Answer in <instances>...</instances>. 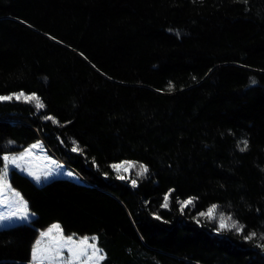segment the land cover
I'll use <instances>...</instances> for the list:
<instances>
[{"label":"trees","instance_id":"trees-1","mask_svg":"<svg viewBox=\"0 0 264 264\" xmlns=\"http://www.w3.org/2000/svg\"><path fill=\"white\" fill-rule=\"evenodd\" d=\"M19 92L44 107L0 101V170L41 140L79 179L11 170L35 216L0 228V264L54 223L100 264H264V0H0V96Z\"/></svg>","mask_w":264,"mask_h":264},{"label":"snow or ice","instance_id":"snow-or-ice-1","mask_svg":"<svg viewBox=\"0 0 264 264\" xmlns=\"http://www.w3.org/2000/svg\"><path fill=\"white\" fill-rule=\"evenodd\" d=\"M254 83V81H253ZM20 100L23 99L27 102H35L37 109L43 108L44 104L41 102L40 98L35 94L32 93L30 95L25 94L24 92L14 93L7 96H0V101H7V100ZM45 119H53L51 116L45 117ZM244 144V148L247 147V141L242 142ZM32 147H36L33 145ZM244 148L241 149V151L244 150ZM73 151H81L78 147H74L72 149ZM30 153V149L26 150V153H22L21 155L17 157H9L4 156L3 160L5 161L4 167L2 170H0V191L5 190L6 188L10 187L7 183V173H8V166L9 164L17 165L18 160H23L25 158V155ZM19 166V165H17ZM113 169H115L117 172L123 171L128 172L129 169L136 167L135 162L130 161H124L119 164H113L111 165ZM139 171L136 173L139 176H143L145 173H147L148 168L146 165H139ZM35 177L37 181L40 180L39 176H36L34 173H30ZM50 173H45V175H49ZM119 179H125L126 177L121 175L118 177ZM133 186H135L136 181L132 180ZM18 195V194H16ZM165 203L162 205V207H168V196H165ZM192 199L185 200L181 202L180 207L181 210H183L188 205L192 204ZM27 205L25 202L22 201V198L17 206L16 211H12L8 216L0 215V221L9 220L12 217H18L20 219H27V211H26ZM217 208V205H212L211 208L206 213H201V216H206L209 219L215 218V209ZM228 221H231L229 223ZM60 232V226L58 224H54L51 226V228L48 229L47 232L41 233L42 237H51V233L53 231ZM222 230H235L237 233H243L245 230V225L240 224L238 221H235L232 219L231 216L225 217L222 213L220 214L219 218V227L217 228V231ZM256 236L255 232H251L248 235H245L243 238L245 240H252L253 237ZM96 238L93 237L92 240H95ZM261 247H264V245H261ZM64 248H67L68 253L70 254V258L67 262V264H73L74 261L81 260L82 257H87L88 264H99L100 261L104 260L105 257L100 254V250L96 247L94 243H88V238H84L83 240H80L77 244L72 236H68L67 238H64L63 236L60 237H51V240L48 244H43L42 240H37L36 243L33 245L32 248V260L36 262V264H44V261H49V264H53V262L56 260L57 257L61 255V252ZM88 249H91V254L89 255Z\"/></svg>","mask_w":264,"mask_h":264},{"label":"rangeland","instance_id":"rangeland-1","mask_svg":"<svg viewBox=\"0 0 264 264\" xmlns=\"http://www.w3.org/2000/svg\"><path fill=\"white\" fill-rule=\"evenodd\" d=\"M33 145H35L36 147H32ZM29 149H30V153L25 155V158L23 160L17 161V165H19V166L9 164L6 183L10 187L6 188L3 191H0V215L8 216L12 211H16L17 206H18V204L22 198V201L25 202L27 205V208H26V211L28 214L27 219H20L18 217H12L9 220L0 221V228L9 227V226L15 225L17 223H29L31 221V219H33V217L35 216L34 213H32L30 211V209L28 208L27 201L24 199L22 194L18 190H16L15 188H13L10 181H9V176H10V172L12 169H18L21 172H23L24 174L28 175L31 179H33L36 182V184L45 183V182H47L53 178H56V177H66V178H71L73 180L79 179V176L77 175V173H75L74 171H72L69 168H66L65 164L61 163V161L59 159H57L51 155V153L47 150V148L45 147V145L43 144V142L41 140L33 142L31 145H29L23 151H20L18 153H14L11 155H5V156L17 157V156L21 155L22 153H26V150H29ZM139 170H140L139 167L138 168L134 167V168L129 169L128 172L120 171L118 173H119V176L123 175V176L129 177L131 180H135L137 182V178H136L137 174L136 173ZM30 173H34L36 176H39L40 180L37 181L35 179V177L33 175H31ZM45 173H50V174L46 176ZM16 194H18V195H16ZM54 224H58V223H54ZM54 224H52V225H54ZM52 225H50L49 227H47L44 230H41L36 241L42 240L43 244L46 245L50 242L51 237L63 236L64 238H67L68 236H72L73 240L78 244L80 240H83L84 238H88V243H90V244L94 243L96 245V247L100 250V254H102L104 256L102 249H100L96 243V239L92 240V238L93 237L96 238V236H77L74 234L73 235H66L64 233L63 229L61 228L60 224H58L60 226V229H61L60 232H57L54 230L51 233V237H42L41 233L47 232L48 229L51 228ZM36 241H35V243H36ZM88 253H89V255L91 254V249H88ZM69 258H70V254L68 253L67 248H64L61 252V255L56 258V260L53 262V264H67ZM100 262H99V264H100ZM30 264H36V262H34L32 260V252H31ZM44 264H49V261L45 260ZM73 264H88L87 257H82L81 260L74 261Z\"/></svg>","mask_w":264,"mask_h":264},{"label":"crops","instance_id":"crops-1","mask_svg":"<svg viewBox=\"0 0 264 264\" xmlns=\"http://www.w3.org/2000/svg\"><path fill=\"white\" fill-rule=\"evenodd\" d=\"M44 144V143H43ZM61 163H63V162H61ZM64 164V163H63Z\"/></svg>","mask_w":264,"mask_h":264}]
</instances>
